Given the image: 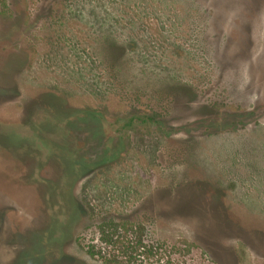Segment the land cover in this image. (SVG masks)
Listing matches in <instances>:
<instances>
[{"label": "rangeland", "instance_id": "rangeland-1", "mask_svg": "<svg viewBox=\"0 0 264 264\" xmlns=\"http://www.w3.org/2000/svg\"><path fill=\"white\" fill-rule=\"evenodd\" d=\"M0 264H264V0H0Z\"/></svg>", "mask_w": 264, "mask_h": 264}, {"label": "trees", "instance_id": "trees-1", "mask_svg": "<svg viewBox=\"0 0 264 264\" xmlns=\"http://www.w3.org/2000/svg\"><path fill=\"white\" fill-rule=\"evenodd\" d=\"M87 117V116H86ZM95 128H97V126L95 125V124H92ZM101 136H102V134H100V133H98V131H96V132H93V141H96L97 139H99V140H101L100 138H101Z\"/></svg>", "mask_w": 264, "mask_h": 264}]
</instances>
